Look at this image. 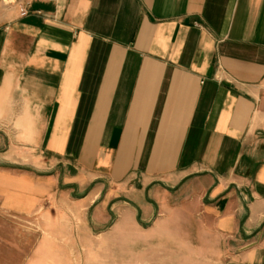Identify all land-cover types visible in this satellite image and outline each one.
Wrapping results in <instances>:
<instances>
[{"label":"crops","instance_id":"1","mask_svg":"<svg viewBox=\"0 0 264 264\" xmlns=\"http://www.w3.org/2000/svg\"><path fill=\"white\" fill-rule=\"evenodd\" d=\"M29 8L0 0V123L34 156L0 172L3 208L72 199L168 264H264V0Z\"/></svg>","mask_w":264,"mask_h":264},{"label":"rangeland","instance_id":"2","mask_svg":"<svg viewBox=\"0 0 264 264\" xmlns=\"http://www.w3.org/2000/svg\"><path fill=\"white\" fill-rule=\"evenodd\" d=\"M7 134V123H0V172H30L34 156L9 154ZM84 211L71 199L21 215L6 211L0 202V264H168L167 252H159L160 256L152 250L125 249L127 242L142 248L146 233L131 228L128 236L94 232L86 218H78ZM117 216L114 213L113 223Z\"/></svg>","mask_w":264,"mask_h":264},{"label":"built area","instance_id":"3","mask_svg":"<svg viewBox=\"0 0 264 264\" xmlns=\"http://www.w3.org/2000/svg\"><path fill=\"white\" fill-rule=\"evenodd\" d=\"M4 3L8 7L18 6L22 17H27L30 14L29 0H4Z\"/></svg>","mask_w":264,"mask_h":264}]
</instances>
